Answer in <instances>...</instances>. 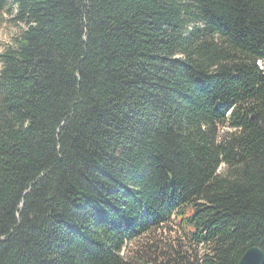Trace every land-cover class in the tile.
Returning <instances> with one entry per match:
<instances>
[{"label": "trees", "instance_id": "trees-1", "mask_svg": "<svg viewBox=\"0 0 264 264\" xmlns=\"http://www.w3.org/2000/svg\"><path fill=\"white\" fill-rule=\"evenodd\" d=\"M0 264L264 253V0H0ZM177 221L199 250L127 243Z\"/></svg>", "mask_w": 264, "mask_h": 264}, {"label": "rangeland", "instance_id": "rangeland-1", "mask_svg": "<svg viewBox=\"0 0 264 264\" xmlns=\"http://www.w3.org/2000/svg\"><path fill=\"white\" fill-rule=\"evenodd\" d=\"M24 28L22 24L15 22L14 13L4 11L0 15V54L7 48L15 46V39ZM125 245L124 253L140 256L142 259L154 258L160 251L171 247L180 248L183 253L188 255H193L199 250L186 238L176 220L162 227L154 228L139 239Z\"/></svg>", "mask_w": 264, "mask_h": 264}, {"label": "water", "instance_id": "water-1", "mask_svg": "<svg viewBox=\"0 0 264 264\" xmlns=\"http://www.w3.org/2000/svg\"><path fill=\"white\" fill-rule=\"evenodd\" d=\"M240 264H264V253L257 247L249 248L242 255Z\"/></svg>", "mask_w": 264, "mask_h": 264}]
</instances>
